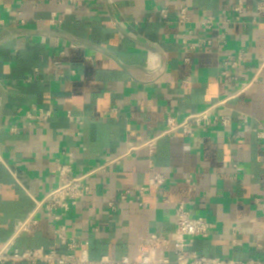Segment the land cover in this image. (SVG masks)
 <instances>
[{
  "label": "crops",
  "instance_id": "0c3cea01",
  "mask_svg": "<svg viewBox=\"0 0 264 264\" xmlns=\"http://www.w3.org/2000/svg\"><path fill=\"white\" fill-rule=\"evenodd\" d=\"M261 2L242 0L236 20L240 0H0V250L66 251L35 204L57 186L61 161L75 175L109 163L64 220L93 260L136 256L142 239L173 234L180 205L214 225L190 251L264 258ZM214 106L228 126L161 136L153 153L144 145L169 116Z\"/></svg>",
  "mask_w": 264,
  "mask_h": 264
},
{
  "label": "built area",
  "instance_id": "2783aa9c",
  "mask_svg": "<svg viewBox=\"0 0 264 264\" xmlns=\"http://www.w3.org/2000/svg\"><path fill=\"white\" fill-rule=\"evenodd\" d=\"M74 1V0H71ZM238 13L236 20L243 12L242 0L235 8ZM258 11H264V2L259 3ZM186 9L180 13V22L185 21ZM210 22V21H209ZM245 59L243 53L231 56L225 62L226 67L235 68ZM223 74L226 73L224 70ZM214 107L204 111L187 115L182 120L169 116L166 119L165 127L160 136L149 139L144 145L151 153L155 151L156 141L161 136L181 133L186 137H194L198 131L211 132L220 124L229 125V120L219 117L214 112ZM50 111L41 110L40 117L47 120L51 116ZM32 118L31 115H28ZM118 161V159H117ZM109 163H104L92 169L83 175H75L70 163L57 162V186L46 193L41 199L35 200L36 211H41L44 216L50 218L55 224V236L59 245L66 248V251H59L57 248L45 249L36 248L25 251H19L15 245L9 241L0 250V264L8 262H20L23 264H264V258H251L248 260H236L231 258H208L190 251V239L206 238L214 225L205 218L191 217L183 205L177 209L175 232L167 237L153 234L142 239L139 254L136 256H124L120 259H114L109 256H103L100 259L93 260L89 252L84 249L80 239L68 235L64 224L65 218L73 208L83 201L90 194L88 179L96 173L105 172ZM166 178L155 173L150 180V186L156 191H160ZM143 189L139 191L142 195ZM121 200L127 199V194H121ZM143 206V202H139ZM113 207V201L109 203ZM264 209V204H262ZM34 223L33 218L21 222L16 234L27 232ZM169 253H174L176 259L171 261Z\"/></svg>",
  "mask_w": 264,
  "mask_h": 264
}]
</instances>
